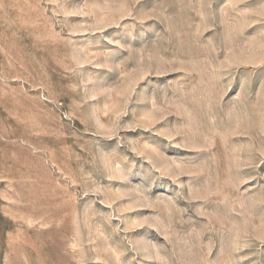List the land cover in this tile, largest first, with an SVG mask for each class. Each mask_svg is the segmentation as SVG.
<instances>
[{
  "label": "rangeland",
  "instance_id": "rangeland-1",
  "mask_svg": "<svg viewBox=\"0 0 264 264\" xmlns=\"http://www.w3.org/2000/svg\"><path fill=\"white\" fill-rule=\"evenodd\" d=\"M0 264H264V0H0Z\"/></svg>",
  "mask_w": 264,
  "mask_h": 264
}]
</instances>
